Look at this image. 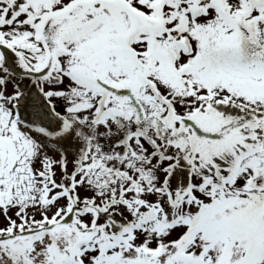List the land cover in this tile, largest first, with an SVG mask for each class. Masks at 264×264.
Returning a JSON list of instances; mask_svg holds the SVG:
<instances>
[{
	"label": "snow or ice",
	"instance_id": "snow-or-ice-1",
	"mask_svg": "<svg viewBox=\"0 0 264 264\" xmlns=\"http://www.w3.org/2000/svg\"><path fill=\"white\" fill-rule=\"evenodd\" d=\"M0 264H264V0H0Z\"/></svg>",
	"mask_w": 264,
	"mask_h": 264
}]
</instances>
